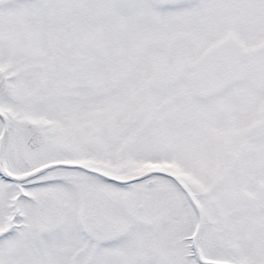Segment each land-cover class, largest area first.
Segmentation results:
<instances>
[{"label": "snow or ice", "instance_id": "1", "mask_svg": "<svg viewBox=\"0 0 264 264\" xmlns=\"http://www.w3.org/2000/svg\"><path fill=\"white\" fill-rule=\"evenodd\" d=\"M0 264H264V0H0Z\"/></svg>", "mask_w": 264, "mask_h": 264}]
</instances>
